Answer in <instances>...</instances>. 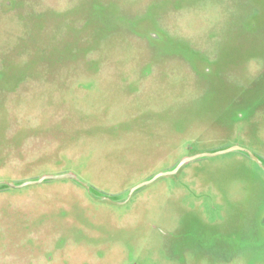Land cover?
<instances>
[{"label": "rangeland", "instance_id": "374dc122", "mask_svg": "<svg viewBox=\"0 0 264 264\" xmlns=\"http://www.w3.org/2000/svg\"><path fill=\"white\" fill-rule=\"evenodd\" d=\"M0 264H264V0H0Z\"/></svg>", "mask_w": 264, "mask_h": 264}, {"label": "water", "instance_id": "95a60500", "mask_svg": "<svg viewBox=\"0 0 264 264\" xmlns=\"http://www.w3.org/2000/svg\"><path fill=\"white\" fill-rule=\"evenodd\" d=\"M231 151H244V152H247V151H245L244 149H242L240 147L233 146V147H230L228 149L217 151V152H214V153H202V154H196L194 156L186 157V158H184V159H182L180 161V163L178 164V166L174 170L169 171V172H165V173L157 174L152 179H150V180H148V181L136 186L135 188H133L130 191V195L135 190H137V189H139V188H141V187H143V186L155 181L156 179H158V178H160L162 176L175 174L184 164H186V163H188L190 161H193V160H196V159H199V158H203V157H211V156H215V155H219V154H224V153H228V152H231ZM252 159L255 160L257 163H259L258 159L254 158V157H252ZM58 179H70V180H73V181L79 183L80 185H82L83 187L86 188L85 184L81 183L73 174H70V173L60 174V175H55V176H42L41 178H39L37 180H34V181H26V182H22L20 184L4 183V185H6V186H8L10 188H22V187H25V186H28V185L40 184V183H42L45 180H58Z\"/></svg>", "mask_w": 264, "mask_h": 264}]
</instances>
